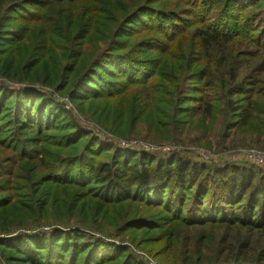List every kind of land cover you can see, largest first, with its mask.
<instances>
[{"label": "trees", "instance_id": "1", "mask_svg": "<svg viewBox=\"0 0 264 264\" xmlns=\"http://www.w3.org/2000/svg\"><path fill=\"white\" fill-rule=\"evenodd\" d=\"M128 1L127 9L124 6L127 0H0V3L8 5L7 14L13 18L12 12L28 5H35L41 12L46 7L67 2V17L75 22L76 34L88 35L94 31L92 35L100 43L112 31L121 13L122 23L128 24L126 28L137 25L132 32L152 31L151 41L155 44L147 47L158 55L149 59L130 56L127 52L108 54L111 59L104 62L110 61L114 70L123 74L119 76L123 87L106 94H81L84 101L94 103L115 95L125 96L128 101L137 94L131 89L136 85L134 90L141 95L145 107L160 87L154 76H170L166 79L172 81L200 75L203 88L195 89L200 96L197 106L189 109L191 114L211 119L214 112L222 113L224 129L237 131L256 121L257 114L264 115V110L256 111L257 103L251 101L250 95L245 96L250 88L239 77L241 69L250 72L256 65L238 61L239 57L264 54V0H167L172 2V9L159 7L160 0ZM98 11L107 19L105 24L97 21ZM148 12L157 15L159 20L152 25H142L139 15ZM31 15L28 12V18ZM60 16L61 11L47 22ZM138 21L141 22L136 23ZM120 22L111 40V45L121 46L118 51H122L124 43L118 39ZM174 42L180 48V55L174 52L177 50L173 48ZM240 43L247 45L248 50H238ZM196 49L201 56L192 59L190 55ZM103 65H94L95 70H89L77 87L87 86L89 76L96 74ZM135 74L142 79L137 80ZM109 75L114 76L113 72ZM257 82L264 85V75ZM214 88L231 96L218 109L214 108L212 97L204 94ZM5 92L0 90V97ZM238 93L244 97L239 104L232 98ZM261 96L264 99V95ZM167 97L166 90L161 92V99ZM42 103L39 114L46 107L47 110L41 120L33 119L28 109L24 110L23 118L20 105L17 111L21 118L16 117L18 122L11 128L13 132L27 123L29 127L51 125L57 106L52 101L42 100ZM46 117L49 120H45ZM160 120L161 116L153 120L155 127ZM257 121L263 123V119ZM174 122L172 119L171 124ZM190 124L191 120L188 127ZM72 130L73 140L82 135L74 125ZM3 141L0 137V193H7V196L0 198V245L17 250L20 259L34 261L32 264H147L136 260L131 252L132 255L126 253L124 242L118 245L104 234L103 227L119 222L123 231L140 230V238L158 233L147 238L150 244V254H147L159 264H264V246L259 249L255 237H264L262 170L235 164L210 170L205 165L175 156L162 161L144 153H140L142 158L133 159L126 154L121 164L114 165L96 163L93 157L62 158L61 154H56L55 160L45 164L43 159L30 162L34 157L20 144L15 148L17 154L5 160L2 153L9 146ZM44 142L61 148V143ZM38 143H41L39 139ZM63 147L71 152L73 146ZM102 147L106 145L100 144L95 149L87 146L92 154L100 153ZM38 171H45V174L37 176ZM41 176L42 180L37 178ZM24 189L28 191L20 197L17 193ZM24 196L29 197L30 202H23ZM162 210L168 215L160 220L157 216ZM61 219L63 222H58ZM43 228L50 229L46 238L42 236ZM21 229L30 234H20ZM83 229L99 236H93L92 241L89 237L83 238ZM66 242L70 246L65 254ZM162 243V248L153 256L154 245ZM157 256L163 257V261Z\"/></svg>", "mask_w": 264, "mask_h": 264}, {"label": "rangeland", "instance_id": "2", "mask_svg": "<svg viewBox=\"0 0 264 264\" xmlns=\"http://www.w3.org/2000/svg\"><path fill=\"white\" fill-rule=\"evenodd\" d=\"M63 3V5L46 7L41 12L35 5H28L21 11L12 12L13 18L7 14L9 9L6 7L8 5L0 3V90L7 91L0 97L2 104L0 107V137L4 139V144L9 146L2 153L5 160L12 158L14 153L17 154L15 148L20 144L29 149L30 154L34 157L30 162L43 159L45 164L55 160L56 154H61L62 158L70 156L78 158L80 155L84 158L93 157L96 163L114 165L118 162L121 164L123 156L126 154H129V158L133 159L142 158L140 153H144L153 156L155 160L161 159L162 161H167L168 158L175 156L191 163L205 165L208 169L235 164L251 166L264 171V166L255 165L247 158L249 149L264 153V115L257 114L254 116L256 121H252L246 129L237 131L224 129L222 113L214 112L211 119H206L200 114L194 115L193 112L191 114L189 109L197 106L196 101L200 96V93L195 89L203 88V79L200 75H188L185 79L180 77L172 79V81H168L170 76H154L153 79L158 80L160 87L157 92L151 95L148 105L145 107L142 106L141 95L137 90H134L136 85H133L131 89L137 94L131 96L128 101L127 97L117 95L111 98L105 97L94 103L84 101L81 94L86 93L90 96L97 93L106 94L109 91H118L123 87L120 83L121 77H119L123 74L115 71L110 65V61L104 62L105 59H111L108 54L127 52L130 56L148 57L149 59H154L158 54L151 52V48L147 47V45L155 44L151 41L154 37L151 35L152 31L132 32L133 27H137V25L134 24L133 27L126 28L125 26L128 24L121 21L122 13L120 16L118 15L113 23L112 31L108 36H105L101 43L96 36L92 35L94 31L88 35L85 33L77 35V28L73 25L75 22L67 17L66 6L68 3ZM172 5V2L167 0L159 2V7L164 6L166 9L171 8ZM124 6L127 9L128 0ZM59 11H61L59 18L53 22H47L49 17ZM28 12L32 14L31 18H28ZM139 16L142 22L136 23L141 22L142 25H152L159 20L157 15L150 12L140 13ZM96 18L103 24L107 22L105 16L101 15L99 11ZM118 22L122 24L121 36L118 38L124 42L122 51H118L121 46L111 45V40L115 38L113 31L119 27ZM99 31L101 33V29ZM85 38L88 40L87 42H85ZM174 47L177 48L174 51L175 54L180 55L177 42L173 43ZM238 50H248L247 45L240 43ZM196 55L201 56L197 49L190 56L194 59ZM238 61L240 64L250 61L251 64L256 65L250 72L241 69L239 77L243 78L241 80L245 81V84L250 88L245 96L250 95L251 101L257 103L256 111L264 110V99L261 96L264 95V85L257 82L264 75V71H262L264 69V54L239 57ZM174 62L180 63V61ZM101 63L105 64L104 67L101 66L96 70V74L89 76L88 85L78 88L82 77L89 70H95L94 65H101ZM112 72L114 76L109 75ZM135 76L137 80L142 79L139 74H135ZM165 90L168 97L163 100L161 92ZM204 94H209L212 97L213 106L217 109L221 108L222 104H225L231 97L215 88L204 92ZM241 96L238 93L232 98L239 104L241 103L239 102L240 98H244ZM42 100L52 101L57 106V114L51 118V123H49L51 125L29 127V123H27L24 127L20 125L18 132H13L11 128L15 124L17 126L16 117L19 116L17 110L20 105L22 106V117L24 110L27 109L35 120H41V117L46 116L47 107L42 110L41 114L38 112L39 107H43ZM36 107L37 110H35ZM160 110L161 114H159ZM158 116H161V120L155 127L153 120ZM47 117L44 119L47 120ZM19 118L21 117L19 116ZM187 118L191 120L189 127V120L185 124L182 123ZM172 119L175 122L171 124ZM260 119H263V123L257 121ZM73 125L82 131V135L74 140L70 133L73 131ZM38 128L41 129L38 130ZM65 138L70 140H65ZM38 139L41 143H38ZM44 141L62 145L60 144L61 148H55L54 145H48ZM100 144L106 145V147H102L100 153L97 154H92L87 148L90 145L91 149H95ZM64 145L73 146L72 151H67L63 147ZM114 154L117 155L114 156ZM44 174L45 171H38L37 176ZM37 178L43 179L42 176ZM37 178L35 177L34 180ZM41 190L42 188L39 189V192ZM27 191L24 189L17 194L22 197ZM13 194L16 195L15 192ZM5 196L7 193H0V198ZM22 200L30 202V198L26 196ZM162 211L157 216L160 220L163 216L168 215L164 210ZM106 221L107 215L104 223ZM58 222H63V219ZM72 222L74 224L75 220ZM112 225L103 227L104 234L110 237L109 240H113L118 245L124 242L126 253L131 252L136 260H143L145 263L152 260L159 264L148 255L150 254V244L147 242V238L156 236L157 232L150 233L146 238H140V230L128 228L123 231L120 228L122 224L119 222ZM83 230H81L83 238L89 237L90 241L93 240V236H99ZM49 231L50 229L43 228L42 236L46 238V232ZM19 232L25 235L30 234V231H24V229ZM255 237L259 242V249L263 248L264 237ZM67 244L66 242L64 244V248H66H63L65 254L67 253L66 249L70 246ZM162 245L163 243L154 245L153 256L157 255ZM3 246L0 245V264H32L34 262H30L24 257L20 259L17 256V250ZM252 254L255 255V252ZM157 259L160 262L163 261L161 256H157ZM120 260L118 261L120 262Z\"/></svg>", "mask_w": 264, "mask_h": 264}, {"label": "built area", "instance_id": "3", "mask_svg": "<svg viewBox=\"0 0 264 264\" xmlns=\"http://www.w3.org/2000/svg\"><path fill=\"white\" fill-rule=\"evenodd\" d=\"M247 158L252 163L258 166H264V153L256 150H247ZM147 264H156L152 260H149Z\"/></svg>", "mask_w": 264, "mask_h": 264}]
</instances>
